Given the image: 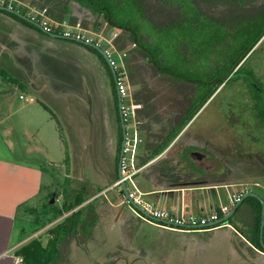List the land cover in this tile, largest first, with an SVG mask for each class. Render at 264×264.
Returning a JSON list of instances; mask_svg holds the SVG:
<instances>
[{
    "label": "rangeland",
    "instance_id": "obj_1",
    "mask_svg": "<svg viewBox=\"0 0 264 264\" xmlns=\"http://www.w3.org/2000/svg\"><path fill=\"white\" fill-rule=\"evenodd\" d=\"M63 1L68 4V15L64 21L72 28H80L85 35L93 38L94 43L101 49L109 51L112 60L119 66L118 72L122 71L121 66L125 68L127 74L125 83L130 87L134 98V93L140 90L137 84L154 79L152 77L154 72L149 62L141 59L133 61L130 56L126 57L127 60L120 58L108 43H114L115 40L109 35L112 30L118 36L121 31L112 28L102 16L93 14L78 1ZM241 1L155 0V3H151L153 7H160L159 4L164 3L172 7L174 11H178L172 17H167L168 14L156 17V11L151 10L142 15L140 11L142 9L136 6L134 11L138 13L134 14L130 6H125L126 8L121 9L123 12L121 16L131 25H134V22L137 23L141 15L145 16L147 19H144L143 30L153 34L154 31H168L171 42L161 41L165 57L163 58L162 54L160 58L164 61L166 59L167 65L176 69V72L178 68L190 77L206 82L209 81L211 74L219 77L225 72L226 66L221 68L218 65L225 62L224 58L229 51L248 46L255 39L257 32L263 30L261 19L257 21L258 30H255L253 26L257 15V5L249 7L246 4H239ZM12 4L16 5L24 15H36L35 13L42 10L40 6L45 2L13 0ZM53 7L49 5L47 8L54 9ZM53 13L55 14V18L52 17L53 20L59 22L58 12ZM150 15L154 16L157 26L151 22ZM175 17L181 21L174 26H168L174 22ZM251 21H253L252 24L247 25ZM99 24L102 25L100 29ZM163 34L166 33L163 32ZM174 34H176L175 37ZM149 40V43L153 42L152 38ZM233 43L235 45L231 46ZM153 46H156V41L151 45ZM258 47L259 45L255 47L254 53L250 56L249 64L245 65L246 68H242L240 72L252 71V77L264 91V41L260 48ZM133 48L134 46L131 47ZM131 49L119 52L121 55L123 52L128 54ZM97 52L65 39L51 38L35 28L0 13V67L19 78L25 88L17 91L19 107L24 106L26 111L35 113L30 117L34 118L35 126L31 124L30 129L33 131L36 126H40L42 148L58 158L56 139L45 123L52 117L51 113L44 108V105L47 106L56 120L61 123L64 140L62 139L59 145L62 150L63 148L67 150V163L65 168L61 169L62 178H65V175L67 177L58 180L59 185L55 194L47 196L45 200H42L44 202L41 205L30 209L24 215L22 222L25 223V227L22 228L18 252L24 254L28 245L40 239L46 246L49 231L61 225L75 224L77 219H71L68 222V217L76 210L66 213L64 204L69 198H73V196L69 197V194L73 192L75 194L77 190H85L83 194L88 200L86 204L92 203L93 206L86 210L87 219H84L83 228L75 233L66 234V237L63 236L62 228L57 229L58 232L60 231L59 235L51 232V236L60 241L54 247L57 253L50 264H161V260L164 259L162 256L171 254L172 262L179 264L180 260L176 258V254L181 247V241L177 236L180 231L163 228L160 223H150L153 225L145 223L146 226L140 228L127 218V213H130L128 211H131L132 217L137 219L131 206L124 203L120 185L115 182L122 146L117 88L115 91L108 71L109 68L111 69L110 65ZM168 56L170 59L173 57V61L168 60ZM227 62L229 63L230 60ZM1 69L0 80H4ZM242 76H245L244 73ZM45 79L50 81L53 90L58 94L65 89H71L87 97L88 90L94 103V125H91L78 99L69 95H53L46 86L39 91L34 90L32 84L39 88ZM168 82L166 86L173 85L170 80ZM20 95H23L26 100H20ZM32 95L37 100L31 102ZM254 96L257 97L243 79H234L228 88L218 94L195 119L190 134L195 144L218 152V162L203 164L214 166L217 177L221 178L224 175L227 166L230 170L232 169L231 178L234 181L229 185L235 186L233 190L236 194L251 190L264 198V175L261 172L249 170L245 167L246 164L240 167L237 165L240 161L264 158V126L259 124L264 121V115H259V120L256 119L259 122L254 119L252 110ZM38 119L39 124L36 123ZM27 126L28 124L26 128ZM167 128L170 126L163 124L153 131L158 134L157 136L162 137ZM144 130L145 127L140 130V138L144 141L138 147L137 157L145 155ZM57 139L59 140V137ZM27 142L31 144L32 138H28ZM176 149H178L177 144L166 157L172 159L177 152ZM31 158V161L38 162V159ZM194 158L203 160L195 156ZM131 187L132 185L128 182V188L131 189ZM209 187L213 186L190 189ZM33 203L30 205L40 204L38 201ZM248 204L250 201H247L245 205ZM168 208L165 206L162 209L168 212ZM97 213V221L89 223L88 221L94 220L91 218ZM158 227L163 229L160 230ZM241 227L242 229L239 230L243 233L236 238L238 240L242 238V242L246 245L245 239L250 242L253 236L248 233L250 230L245 228L246 226ZM228 231L230 232L228 229H220L214 233L204 234L207 237L216 236L209 249L212 259L210 258V261L199 259L200 264H240V260L232 259L230 242L225 238L229 234ZM149 250H152V255L148 254Z\"/></svg>",
    "mask_w": 264,
    "mask_h": 264
},
{
    "label": "trees",
    "instance_id": "obj_2",
    "mask_svg": "<svg viewBox=\"0 0 264 264\" xmlns=\"http://www.w3.org/2000/svg\"><path fill=\"white\" fill-rule=\"evenodd\" d=\"M35 1L37 2V0ZM40 1L45 2V4L40 6V9H47L51 17L55 18V14L53 12L57 11V20L59 22H63L67 18L68 4L63 0ZM76 1H78L84 7L90 9L93 14L102 16L106 23H108L112 28L119 29L121 31V34H119V36L114 40V46L118 51L122 52L126 49H131V47L134 46L133 49L129 50L127 58L130 56L132 57L133 61H138V59H141L142 61L149 62L151 70H153L154 72V74L152 75L154 79L150 81L144 80L143 83L137 84V86L140 87V90L134 93L135 102L142 106V109L138 111V117L139 120L143 122V128L145 127V142L143 145L145 155H143V157H137L136 161L138 168L147 167L141 174L146 179V181L158 188H162L165 190H177L181 188L206 186L215 187L226 185L234 181V179L231 178L232 169L230 170L229 166H227L224 175L220 178L217 177L214 166L211 167L203 165L212 161L218 162V152L213 151L212 149H208L207 147H200V145L192 142L190 133L183 132L190 124V122L196 117V115L202 110V108L209 102V100L216 93L219 87L224 84L228 77L233 74L236 69H238V67L242 64L246 57L251 53L253 48L264 36V31H258L254 41L252 43L250 42L246 49L229 51L226 55V58H224L225 62H222L220 65H218L221 68L225 65V72H223L219 77L211 74L209 76V81L203 82L196 77H190L178 68L176 72V69H173L167 65L166 59L164 61V59L160 58V55H164L163 58L165 57V54L163 53L161 48V41H164V43H166L167 41L171 42V36L169 35L168 31H154L153 34L150 31L143 30L144 19H147L145 18V16H142L143 14H145L144 12H151V10H153L156 11V17L159 15L164 16L166 14H168L167 17H172L178 10L174 11L172 7L170 8L167 5H164V3L159 4L160 7H153L151 3H155V0ZM49 5H52L55 8L53 7L54 9H48L47 7ZM125 6H130V9L132 10L131 12L134 14L138 13L137 10V12L134 11V7L136 8L137 6L139 7V9H142L140 10L142 11V15L140 16L141 18L137 23L134 22V25H131L130 23L128 24L127 19L122 18L121 16V13H123L121 9ZM14 9L15 11H20L19 9H17V7H14ZM0 13L6 14L7 16L17 21L24 23L28 27L39 30L33 24L26 22L25 20L14 14L4 11H0ZM178 17L177 19L175 17V20H173L174 22L171 23L172 25L169 24L168 26H174L175 23L177 24V22L181 21ZM151 22L154 23V26H157L153 15L151 16ZM39 31L43 33L41 30ZM163 32H165L166 34H163ZM175 35L176 34H174V37ZM150 38L153 39L152 43H149ZM155 41L156 46L151 47V45ZM71 42L77 43L74 41ZM89 48L97 52L95 49L91 47ZM168 60L173 61V57L170 59V57L168 56ZM229 60L230 62L228 63L227 61ZM249 60H247L244 65L241 66L236 72L238 75L241 73V69H245V65L247 66L249 64ZM195 68L197 69V67ZM181 69L183 70L184 68ZM108 71L111 76L114 90L116 91V82L114 80L113 73L110 68L108 69ZM251 72L248 70V73H250L252 77ZM116 73L118 74L117 71ZM238 75H236V77ZM168 80H170V82H172L174 86H166V84L169 83ZM232 81H230L229 83H232ZM250 84L251 83L249 82L250 90L257 95V97L254 96L253 98L254 106L252 110L254 112V119L259 120V115H264V99L262 98L260 93L255 91L257 89L254 90ZM19 85L21 86V88H24L22 84ZM256 85L257 83L255 84V88H257ZM44 108L51 113L47 106L44 105ZM52 116L54 117L53 114ZM256 122L259 121L256 120ZM163 124L167 125V127L170 126V128L166 129L164 136H157L158 134L154 133L153 130ZM259 124L264 126V121L259 122ZM120 128L123 142L122 127L120 126ZM174 143L177 144L178 149H176L177 152L175 156L172 159H169L166 157L167 151ZM194 153L203 154L205 156V159L195 160L193 156ZM257 157L259 158L260 156L258 155ZM261 160L260 158H256L255 160L249 159L245 162L240 161V163H238L237 165L240 167L246 164L245 167H247L249 170L257 171L259 173L261 172L262 175H264V158H262ZM138 176L139 175H137L136 178ZM116 177L117 178L115 182H118V169ZM192 184H194L195 186ZM85 192V190H77L75 194L73 193L74 195L72 194L73 198L70 196L72 199L69 198L64 204L66 213H71L76 210L68 217V222L71 219H77V222L75 224L65 225L66 227L63 225L58 226L56 229L51 230L50 234L52 232L59 235L60 231L58 232L57 229L62 228L61 231L64 233L63 236L66 237V234H70L71 232L75 233L78 229L83 228L82 225L83 222H85L84 219H87L86 210H88V208L91 209L93 206L92 203L86 204L88 203V200L83 194ZM247 201H250V204L245 205ZM243 206L248 207L252 210L255 207L254 209L256 212L254 213V224L256 226L257 232L255 245L262 251L260 244L262 205L258 200L249 198L238 209L233 219L236 218L237 215H239ZM93 213L94 212H92V214ZM93 216L94 217L91 219L94 220H91L89 218V220H91L88 221L89 223H94L97 221V215ZM233 219H231L228 224L231 225L233 223ZM79 222L81 224H79ZM59 241L60 239L54 237L53 239L49 240L46 246H44L42 242L36 240L26 247L24 254L19 252L18 254L24 258V261L27 264H50V261L57 253L56 251H54V247L57 243H59Z\"/></svg>",
    "mask_w": 264,
    "mask_h": 264
},
{
    "label": "crops",
    "instance_id": "obj_3",
    "mask_svg": "<svg viewBox=\"0 0 264 264\" xmlns=\"http://www.w3.org/2000/svg\"><path fill=\"white\" fill-rule=\"evenodd\" d=\"M239 4H246V6L249 7L257 5V15L253 26H255V30H258L257 21L258 19H261L263 30L259 31H264V0H242ZM252 22L253 21L249 22V24L247 23V25H251ZM253 41H251V43ZM263 41L264 36L255 47L259 45L258 48H260ZM233 45H235V43L231 46ZM255 47L238 69L235 70L236 72L247 60H249ZM246 48L247 46L242 49L244 50ZM258 48L256 50H258ZM242 49L240 48L239 50ZM1 71L4 80H0V264H27L24 261V258L18 254V245L21 240L22 228L25 227V223L22 222L23 217L30 209H35L41 205L44 202L42 200H45L47 196L52 193H56L59 185V179H66L67 175H65V178H62L63 173L61 172V169L65 168L67 163V150L63 148L65 151L64 155V151L59 145L60 141L62 142L63 139V131L61 123L56 120L55 116H52L50 120L45 123L51 130L54 139H56L59 155L58 158H55L48 151L42 148L40 142V126H36V129L33 131L30 129L31 124H34L35 126L34 118H32L33 120L30 118L31 116H34L35 113L30 110L26 111L24 106L19 107L17 91L22 90L19 85L21 84L20 79L15 77L12 73L10 74L5 68H2ZM235 71L233 73L234 75L231 74L224 84L219 87L209 102L190 122L183 133H190L195 119H197L202 111L212 103L218 94L228 88V85L230 84L229 82L232 81L236 75H238ZM243 73L245 76H242ZM248 76L249 73L241 72L236 78L239 80L243 79L244 83L248 86L250 82L252 88L254 90L257 89L255 91L260 93L264 99V91L259 87V84L251 77V75L249 77ZM3 82L5 83L2 84ZM256 83L257 88H255ZM59 95L60 94L57 93V96ZM21 96L23 95L19 96L20 100H26V98L21 99ZM31 99H33V101L37 100V98L35 99L33 95L31 96ZM36 123H40L39 119ZM26 124H28L27 128ZM142 124L143 122L140 121V130L143 127ZM37 136L39 137L37 138ZM30 137L32 138L31 144L30 142H27ZM57 137H59V140ZM175 146L176 143L168 149L167 154ZM31 157H33V160L38 159V162L36 163L35 161H31ZM146 168L147 167H144L138 174L139 176L135 179L141 192L144 194V199L158 210L167 211L162 208L168 206V212L173 215H181L184 212L191 215H207L214 212L221 214V207L229 205L233 195H237L233 190L235 186L229 184L219 187L196 189L181 188L177 190H165L158 188L146 181V179L141 175ZM249 191L253 192L251 190ZM221 193H223V196H221ZM72 194H69V197L72 196ZM204 195L205 197H203ZM34 201H38L40 204L30 205ZM254 208L252 210L243 206L239 215L233 219V223L231 225L216 229L230 230V232L228 231L229 234H227L225 238L228 239V242H230L229 246L231 249V256L233 257L232 259L237 261L240 260V264H264V251L256 248L257 246H255L254 241L257 234L256 226L254 224V213L256 212ZM250 210L251 221L246 223V221H244V216ZM128 212H130L127 213L128 220L133 221L135 224L139 225L140 228L146 226L145 223L153 225L142 221L136 215L137 219L133 218L131 211ZM243 225L246 226L245 228L250 230L248 233L253 236V240L251 239L252 242L245 239L246 245L242 242V238H239L240 240L236 238V236H240L241 233H243H240L239 230L242 229L241 226ZM158 229L162 230L163 228L158 227ZM216 230L190 234L184 232L177 233L178 239L181 241L180 250L176 254V258L180 260L179 264H200L199 259H212L209 254V249L212 247L213 239L216 235H209L207 237V235L204 234L214 233ZM53 238L54 236H51L50 234L49 237H47V241L49 242V240ZM38 241L42 242V239ZM134 242L136 244V240ZM151 251L148 254H151ZM162 257H164V259L161 260V264H174V262H172V254Z\"/></svg>",
    "mask_w": 264,
    "mask_h": 264
},
{
    "label": "built area",
    "instance_id": "obj_4",
    "mask_svg": "<svg viewBox=\"0 0 264 264\" xmlns=\"http://www.w3.org/2000/svg\"><path fill=\"white\" fill-rule=\"evenodd\" d=\"M13 0H0V7L9 8L15 10L14 7L16 5L12 4ZM18 9V8H17ZM18 11V10H17ZM21 13L20 11H18ZM22 14V13H21ZM36 15H25L28 17L33 23L40 25L46 34L49 35H58L61 36L65 40L74 41V42H86L93 43L94 39L85 35V32L80 28H72L64 22L54 21L53 18L48 13L47 9L41 10ZM98 36V34H96ZM110 35V34H109ZM113 37L116 39L118 35L113 33ZM114 40V39H113ZM111 44V48L114 53H117L120 58H126L127 53L123 52L121 55L120 52L115 48L114 43ZM107 55L111 59L112 66L117 71L119 66L115 61L112 60L111 54L109 51H106ZM122 71L118 72L117 84L116 88L121 96L122 103V114L124 117V121L127 128V144L125 149V157L122 164L123 176L124 180L128 186V182L132 185L131 189L128 188V192L130 195V199L133 200L138 206H140L147 215L138 211L134 208L129 199H127L124 195V203L129 204L132 208L134 214L144 222L148 223H160L163 228L175 229L184 233H196V232H209L214 231L220 227H224L230 225L228 223L218 224L216 225L222 218L228 215L231 209L240 201V199L247 192H243L241 194L233 195L231 202L229 205H225L221 207V214L218 212H214L208 215H190L188 213H182L181 215H173L169 212L158 210L154 208L150 203L144 200V194L141 192L139 186L137 185L135 179L136 176L142 171L144 168L137 167V151L139 145L143 142L140 138V121L138 118V111L142 109V106L137 104L134 101L132 93L130 91V87L125 83V79L127 78V74L125 72V68L122 67ZM21 99H25L24 96H21ZM33 101V99H30ZM119 185V183H117Z\"/></svg>",
    "mask_w": 264,
    "mask_h": 264
},
{
    "label": "water",
    "instance_id": "obj_5",
    "mask_svg": "<svg viewBox=\"0 0 264 264\" xmlns=\"http://www.w3.org/2000/svg\"><path fill=\"white\" fill-rule=\"evenodd\" d=\"M0 11L8 12V13H11V14H14V15L20 17L23 20H25L26 22L33 24L35 27H37L39 30H41L44 34H46L44 29L40 25L33 23L28 17L19 13L18 11H15V10H12L9 8H5V7H0ZM100 27H102V25H99L98 28L100 29ZM99 29H98V31H99ZM112 31L110 33L111 38L113 37ZM46 35H48L49 37L54 38V39H63L61 36H58V35H53V34L52 35L46 34ZM78 43L95 49L105 58V60L107 61V63L110 65V67L112 69L114 80L117 84V73H116V70L114 69V67L112 66L111 59L109 58L107 53L103 49H101L100 46H98L96 44H93V43L91 44V43H86V42H78ZM45 86L53 95H57V93L53 90L50 81L47 79L44 80V82L42 83V85L39 88H36V86L32 84V87L37 91L41 90ZM87 93H88L87 97H83L81 94H79L78 92H76L74 90L65 89L60 93V95H69V96H72V97L78 99L81 102L82 106L84 107L86 114L88 116V119H89L91 125L93 126L94 125V107H93L94 103L92 100V96L90 95L88 90H87ZM117 94H118V102H119L118 103L119 116H120V121H121L122 132H123V142H122V146H121L120 160H119V166H118V179H119L118 183H119L120 188H121V194L124 195L127 199H129L131 205L134 208H136L138 211L142 212L143 214L147 215V213L140 206H138L133 200L130 199V195L128 192V186H127V184L124 180V176H123L122 164H123V160L125 157V149H126L128 134H127V128H126V124L124 121V117L122 114L121 96H120V93L118 92V90H117ZM193 156L199 157L200 159L205 158V156L203 154H200V153H194ZM221 196H223V193H221ZM249 198H254V199L258 200L262 205L261 227H260V244H261L262 251H264V199L261 196H259L257 193L248 192L245 195H243V197L240 199V201L231 209L230 213L228 215H226L224 218H222L216 225L228 223L231 219H233V217L236 215L238 209Z\"/></svg>",
    "mask_w": 264,
    "mask_h": 264
},
{
    "label": "flooded vegetation",
    "instance_id": "obj_6",
    "mask_svg": "<svg viewBox=\"0 0 264 264\" xmlns=\"http://www.w3.org/2000/svg\"><path fill=\"white\" fill-rule=\"evenodd\" d=\"M250 215H251V210L249 212H247V214L244 216V221H246V223H249V221H250Z\"/></svg>",
    "mask_w": 264,
    "mask_h": 264
}]
</instances>
